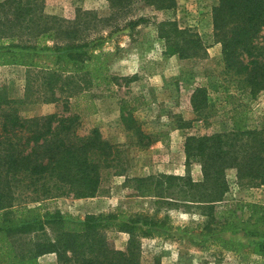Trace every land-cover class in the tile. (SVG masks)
I'll list each match as a JSON object with an SVG mask.
<instances>
[{
  "label": "rangeland",
  "instance_id": "obj_1",
  "mask_svg": "<svg viewBox=\"0 0 264 264\" xmlns=\"http://www.w3.org/2000/svg\"><path fill=\"white\" fill-rule=\"evenodd\" d=\"M22 1L35 4L36 12L45 17L79 19L82 36L104 37L103 51L112 85L109 89L95 86L80 73L9 66L0 67V96L14 101L13 108L22 119L52 114L73 118L75 138L88 137L97 130L117 149L122 171L121 176L104 171L94 198L68 195L34 205L50 213L58 211L78 224L88 215L100 218L106 222L104 236L120 252L128 248L130 236L119 226L136 218L139 222L147 220V226L142 227L147 235L135 232L138 237L134 252L140 264H264L262 259L248 256L244 260L214 245L204 249L197 243L208 222L201 215L203 211L195 204L180 202L189 199L182 197L177 187H168L171 182L159 179L189 175L193 182L201 181L198 161L192 159L189 166L185 164L186 136L229 132L232 116L241 113L246 115L248 128H264V91L249 95L224 70L220 45L213 36L211 9L215 0H176V9L170 12L137 6L131 13L117 11L115 16L116 10L112 11L105 0ZM140 17L145 21L126 27V22ZM164 21H174L179 29L196 34L201 49L188 59L169 54L158 33L157 25ZM40 30L26 21L13 26L0 17V47L35 45ZM66 44L61 37L45 42L47 47ZM198 89L204 94L197 93ZM195 94L200 101L205 100L198 110L192 104ZM1 123L2 119L0 127ZM136 178H154L162 183V191L157 187L154 195L140 197L129 181ZM225 181L226 191L214 203L213 214L226 206L234 208L239 202L264 206V185L238 178L236 169L225 171ZM38 236L45 241L54 233L47 227ZM220 236L249 242L244 237ZM35 239H18L21 252H26L29 242ZM37 264L75 263H61L55 254H44Z\"/></svg>",
  "mask_w": 264,
  "mask_h": 264
},
{
  "label": "trees",
  "instance_id": "obj_2",
  "mask_svg": "<svg viewBox=\"0 0 264 264\" xmlns=\"http://www.w3.org/2000/svg\"><path fill=\"white\" fill-rule=\"evenodd\" d=\"M110 9L131 13L141 6L155 12L176 9V0H105ZM35 4L22 0H4L1 16L13 26L27 22L40 27L35 45L0 47V67H24L63 74H85L95 86L109 89L112 77L108 73L103 51L104 37L82 36L78 21L56 20L36 12ZM213 36L220 45L224 70L233 80L255 96L264 91V0H215L211 9ZM89 20V19H88ZM145 21L136 18L126 22L135 27ZM50 24V26H47ZM86 25L87 23H83ZM160 38L169 54L188 59L201 49L196 34L179 29L176 22L158 25ZM262 34V35H261ZM65 39V46H45L47 39ZM197 93L204 94L203 89ZM194 110L205 100L192 96ZM14 101L0 96V264H37L44 254H55L58 261L77 264H140L134 244L147 220L124 222L119 227L129 234L125 252L115 250L103 234L106 222L88 215L79 224L60 212L44 211L40 203L47 199L71 195L76 199L94 198L99 193L103 172L122 171L117 149L102 139L97 130L85 138L73 137V118H59L55 114L20 118ZM205 105V104H204ZM229 132L202 136H186L183 144L185 164L196 159L202 179L195 183L188 176H163L168 187H177L180 200L199 206L208 222L197 243L208 249L217 246L244 260L248 256L264 260V206L239 202L234 208L224 207L213 214V205L226 191L225 171L236 169L238 178H246L256 185H264V128H248L245 114H234ZM140 197L154 195V178L129 180ZM158 191H162V188ZM208 214H205V211ZM246 218H243V214ZM47 227L53 238L39 239ZM217 228V230H214ZM222 234L239 236L249 242L228 239ZM34 236L26 252H21L18 239ZM69 253L70 256H66Z\"/></svg>",
  "mask_w": 264,
  "mask_h": 264
}]
</instances>
